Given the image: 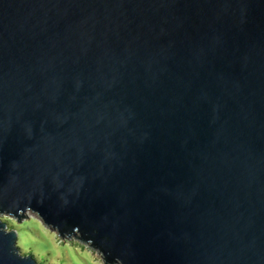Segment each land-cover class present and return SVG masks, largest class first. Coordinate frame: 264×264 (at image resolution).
<instances>
[{"label": "water", "instance_id": "95a60500", "mask_svg": "<svg viewBox=\"0 0 264 264\" xmlns=\"http://www.w3.org/2000/svg\"><path fill=\"white\" fill-rule=\"evenodd\" d=\"M105 264H264V0H0V214ZM0 264L23 255L0 218Z\"/></svg>", "mask_w": 264, "mask_h": 264}, {"label": "rangeland", "instance_id": "374dc122", "mask_svg": "<svg viewBox=\"0 0 264 264\" xmlns=\"http://www.w3.org/2000/svg\"><path fill=\"white\" fill-rule=\"evenodd\" d=\"M16 219L0 214L8 230H15L23 255L32 252L39 264H105L100 252L71 235L62 238L57 230L46 226L37 213L28 211Z\"/></svg>", "mask_w": 264, "mask_h": 264}, {"label": "trees", "instance_id": "16d2710c", "mask_svg": "<svg viewBox=\"0 0 264 264\" xmlns=\"http://www.w3.org/2000/svg\"><path fill=\"white\" fill-rule=\"evenodd\" d=\"M20 248H21V247H20ZM21 250H22V248H21ZM25 255H26V254H25ZM29 255H31V256H33L34 258H36V256H35L32 252H30Z\"/></svg>", "mask_w": 264, "mask_h": 264}]
</instances>
